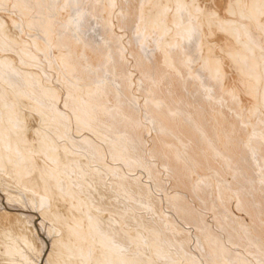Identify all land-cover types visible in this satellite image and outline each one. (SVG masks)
Here are the masks:
<instances>
[{"label": "bare ground", "instance_id": "obj_1", "mask_svg": "<svg viewBox=\"0 0 264 264\" xmlns=\"http://www.w3.org/2000/svg\"><path fill=\"white\" fill-rule=\"evenodd\" d=\"M0 173L36 264H264V0H0Z\"/></svg>", "mask_w": 264, "mask_h": 264}, {"label": "rangeland", "instance_id": "obj_2", "mask_svg": "<svg viewBox=\"0 0 264 264\" xmlns=\"http://www.w3.org/2000/svg\"><path fill=\"white\" fill-rule=\"evenodd\" d=\"M41 60H43V59H41ZM43 62V61H42ZM6 175V174H5ZM3 176H4V174H2V173H0V191H3L5 194H7V193H9L8 195L10 196V202H12L13 203V205H18V206H20V207H22V209H24V210H26V212H32V211H34V212H32V213H27V216H24L23 217V219H24V224L26 225V227L28 228V229H30V231H31V233H32V235H33V237H34V239H33V241H32V244L33 245H30V243H31V241H27V243L25 242V243H23V247L22 248H24L23 249V251H25L27 254H28V256L30 255L31 257H32V259H31V257L29 256V261H30V263H31V261H32V263L31 264H33V263H35L36 264V262H37V260H38V253L41 251V248L43 247V243H42V239H41V233H48V235L50 236H55V231H54V229H53V231H52V228H51V223H48V222H50L49 220H48V218L47 217H44V220H40L39 221V223H38V221H37V224H36V221L34 222V220L33 219H31V217H29V216H32V215H34V213L35 214H37V211L38 210H36V208H35V205H34V207H33V205H31L30 206V203H29V201L27 202V200H28V198L24 195V193H22V191H20V190H18L17 188H16V186H15V188H14V183H12V181H9V180H7L6 178L7 177H5L4 176V178H3ZM5 180V181H4ZM4 181V182H3ZM8 183V184H7ZM4 184V187L2 186ZM2 186V187H1ZM11 188V189H10ZM8 189V190H7ZM21 193H20V192ZM14 194L15 196H17V198L18 197H20V198H18L17 200L16 199H14L13 200V198H14V195H12V194ZM16 193V194H15ZM13 196V197H12ZM13 200V201H12ZM16 202H18L17 204H16ZM15 203V204H14ZM29 203V204H28ZM27 209H28V211H27ZM38 214H40L39 212H38ZM29 215V216H28ZM27 219V220H26ZM46 219V220H45ZM32 221H33V223H32ZM48 221V222H47ZM32 223V224H31ZM32 225V226H31ZM36 227H35V226ZM48 225V226H47ZM31 226V227H30ZM37 227H39V228H37ZM44 231H43V230ZM40 230V231H39ZM47 230V231H46ZM51 230V231H50ZM49 231V232H48ZM20 239V238H19ZM22 242H24L25 240H22V239H20ZM37 240V241H36ZM37 243H36V242ZM39 243V244H38ZM27 244V245H26ZM37 244V245H36ZM31 247H30V246ZM30 247V248H29ZM26 248V249H25ZM32 248V250H30ZM35 248V249H34ZM37 248H38V250H37ZM31 251H33V252H31ZM31 252V253H30ZM35 252H36V255H35ZM34 256H36V257H34ZM35 259H37V260H35ZM0 259H1V262H2V264H6V262L9 264V262L10 261H8L7 259L8 258H3L2 256H0ZM16 260V261H15ZM13 262H10V264H18L19 262L21 263V264H28L25 260H23L22 258H21V261H20V258H18V260H19V262H18V260L17 259H15ZM23 260V261H22ZM33 260L34 261H36V262H33ZM29 263V264H30Z\"/></svg>", "mask_w": 264, "mask_h": 264}]
</instances>
